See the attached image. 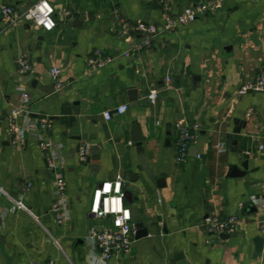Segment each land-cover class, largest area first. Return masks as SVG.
Here are the masks:
<instances>
[{
  "label": "crops",
  "instance_id": "1",
  "mask_svg": "<svg viewBox=\"0 0 264 264\" xmlns=\"http://www.w3.org/2000/svg\"><path fill=\"white\" fill-rule=\"evenodd\" d=\"M35 1L0 6L24 9ZM202 1L50 0L56 22L50 31L26 21L9 25L0 15V240L10 264H264V159L255 150L245 160L230 138L239 126L256 146L264 133V92L237 94L264 74V0H221L190 24L162 30L168 10L175 15ZM116 15L157 26L151 44L137 49L141 34L124 32ZM95 49L111 60L90 67ZM21 54L31 66L26 72L17 63ZM52 66L61 70L58 90ZM151 90L158 93L153 104ZM23 92L31 99L15 120V139L9 115L23 106ZM121 104L128 105L124 113L104 117ZM177 120L198 126L181 163L174 157ZM41 121L48 124L42 134ZM84 143L90 148L81 161ZM117 174L135 234L127 252L103 260L88 236L99 223L89 205L93 189ZM58 175L68 199L62 223L51 211ZM209 214L236 215L239 224L223 238L199 226Z\"/></svg>",
  "mask_w": 264,
  "mask_h": 264
},
{
  "label": "built area",
  "instance_id": "2",
  "mask_svg": "<svg viewBox=\"0 0 264 264\" xmlns=\"http://www.w3.org/2000/svg\"><path fill=\"white\" fill-rule=\"evenodd\" d=\"M47 3L48 8L40 11L43 5ZM221 0H205L199 3L189 4L176 13L171 15L169 10L165 15L162 24V30H172L176 25H187L193 22L200 16L207 14V12L219 8ZM48 9H51L49 11ZM0 15L4 23L14 24L18 21H26L33 26L43 29L45 31L53 30L56 26L54 20V8L50 0H36L24 9H19L10 4H3L0 6ZM40 21H43L41 23ZM51 21L52 26L47 27L48 22ZM116 23L124 32H138L141 34V41L136 48L141 49L151 44L152 38L158 32L157 26L153 24H142L124 20L119 15L115 16ZM111 60L110 56L102 55L100 49H95L93 53L87 58V64L92 67H100ZM18 66L22 72L30 70L31 66L27 57L23 54L19 55L17 59ZM49 76L54 84L56 90L63 87V82L60 78L61 70L57 66H52L49 71ZM170 76H166L164 86L168 87L170 84ZM248 91L264 92V74L260 73L253 81L243 84L238 90L237 94L242 95ZM158 93L156 90H151L147 99L151 104L155 103ZM31 96L27 92L21 94L22 107L13 108L10 112L9 119L11 124V133L15 135V139L20 138V130L15 123L17 116L27 109V103ZM128 108L127 104H121L106 110L103 115L106 119L111 117L112 112L116 114L124 113ZM48 127L46 121L39 123V133H43ZM198 129L196 124L189 125L183 120H177L173 124L174 130V157L178 163L183 162L187 156V149L190 143L195 138V131ZM39 144L42 148H47L49 143L44 140L43 136L39 135ZM131 144V142H128ZM90 145L84 143L78 148V158L85 161L89 153ZM255 150L260 153L264 159V133L260 137L259 142L255 146ZM124 178L122 174H117L113 179L101 182L92 192L89 213L93 218L97 219L99 223L92 227L89 231V238L95 244L100 257L103 260H108L115 253L127 252L133 242L135 234V224L133 222L130 207L125 203V190L123 188ZM55 191V200L51 206V211L58 223H62L68 211V199L66 195V182L62 175H58L53 181ZM0 193L5 192L0 189ZM18 209H25L20 201H15ZM259 206L264 212V185H262V197L259 201ZM239 224V218L236 215L219 216L217 214L207 215L199 226L209 233L216 234H231L235 232ZM260 232L264 236V215L260 220ZM37 264V263H31Z\"/></svg>",
  "mask_w": 264,
  "mask_h": 264
},
{
  "label": "water",
  "instance_id": "3",
  "mask_svg": "<svg viewBox=\"0 0 264 264\" xmlns=\"http://www.w3.org/2000/svg\"><path fill=\"white\" fill-rule=\"evenodd\" d=\"M230 138L233 141H238L239 142V149L240 151L243 153V157L245 160H247V158L249 157V153H254L255 152V146L252 145V139L249 136H243L241 134V127L237 126L233 129L232 134L230 136ZM143 140L142 137H137L134 138L133 141L136 142L137 145H141V141ZM143 166H145L143 164ZM243 166H246V161L243 162ZM163 178H160L161 181ZM126 193V192H125ZM125 199H127V195H125ZM136 228L139 229V225L136 224ZM140 230H138V236L139 235H146V232H139ZM143 233V234H142ZM221 237H227L228 234H221ZM254 243H255V247L257 251H260L262 244H263V239L260 236H256L254 238ZM0 253L5 257L6 260V264H10L11 260L8 256V254L6 253L4 246H3V242L0 240Z\"/></svg>",
  "mask_w": 264,
  "mask_h": 264
},
{
  "label": "clouds",
  "instance_id": "4",
  "mask_svg": "<svg viewBox=\"0 0 264 264\" xmlns=\"http://www.w3.org/2000/svg\"><path fill=\"white\" fill-rule=\"evenodd\" d=\"M46 8H48L47 3H45V4L43 5V7L40 9V11H43V10L46 9ZM48 10L51 11V9H48ZM40 22L43 23V21H40ZM46 26H47V27H51V26H52L51 21H49L48 24H47Z\"/></svg>",
  "mask_w": 264,
  "mask_h": 264
}]
</instances>
